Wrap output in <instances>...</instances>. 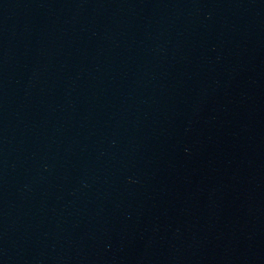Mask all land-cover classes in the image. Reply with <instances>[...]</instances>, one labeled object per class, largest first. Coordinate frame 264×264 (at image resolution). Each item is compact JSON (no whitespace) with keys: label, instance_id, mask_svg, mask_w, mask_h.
<instances>
[{"label":"water","instance_id":"95a60500","mask_svg":"<svg viewBox=\"0 0 264 264\" xmlns=\"http://www.w3.org/2000/svg\"><path fill=\"white\" fill-rule=\"evenodd\" d=\"M0 264H264V0H0Z\"/></svg>","mask_w":264,"mask_h":264}]
</instances>
